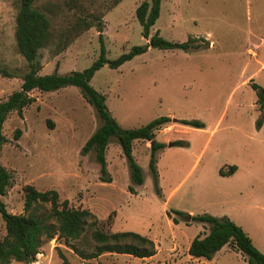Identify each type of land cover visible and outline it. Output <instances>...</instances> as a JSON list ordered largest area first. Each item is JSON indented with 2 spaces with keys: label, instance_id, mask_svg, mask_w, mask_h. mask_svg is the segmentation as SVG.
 I'll return each mask as SVG.
<instances>
[{
  "label": "rangeland",
  "instance_id": "1",
  "mask_svg": "<svg viewBox=\"0 0 264 264\" xmlns=\"http://www.w3.org/2000/svg\"><path fill=\"white\" fill-rule=\"evenodd\" d=\"M18 1L0 0V68L18 74H0V101L21 89V76L29 69L15 40ZM117 1L36 0L52 24V40L39 51L40 74L89 67L101 54L100 34L110 59L146 45L136 16L145 0ZM86 22L94 26L86 29ZM157 30L169 41L196 40L188 49L150 47L119 68L104 65L91 85L106 96L108 109L124 128L171 117L156 133V140L166 143L157 152L162 195L150 168L152 142L146 140H136L133 151L143 168L142 185L133 184L115 137L106 148L111 181H103L96 151L82 149L103 121L72 85L51 92L34 90L36 101L23 115H9L1 160L12 173L2 197L9 212L24 213L27 184L41 191L56 189L60 201L89 209L105 230L157 237L159 255L150 260L109 253L84 260L55 236L29 264H61L63 255L70 264H186L189 239L208 233L210 225L176 215L179 225L173 229L168 214L173 210L227 216L264 253V109L253 88V83L264 87V0H162L152 34ZM184 119L199 120L204 127L183 124ZM17 129L22 130L19 139ZM178 139L185 145L168 146ZM230 165L237 166L236 172L222 175L221 169L227 171ZM50 209L48 203L35 212L46 217ZM109 216L115 221L111 228ZM5 234L0 213V235ZM86 237L91 238L90 231ZM226 247L194 264H249L238 248Z\"/></svg>",
  "mask_w": 264,
  "mask_h": 264
},
{
  "label": "trees",
  "instance_id": "2",
  "mask_svg": "<svg viewBox=\"0 0 264 264\" xmlns=\"http://www.w3.org/2000/svg\"><path fill=\"white\" fill-rule=\"evenodd\" d=\"M35 2L36 0L18 1L15 26L17 52L26 59L29 69L21 76L23 80L21 89L0 101V213L6 223V234L0 235V264H9L12 261L32 263L43 243L55 236L63 238L65 244L70 245L84 260L109 253L128 254L139 258L153 256L157 252L153 239L134 231L105 230L89 209L72 207L68 200L60 201V194L56 189L41 191L31 184H27L23 188L25 192L24 213L9 212L2 199L7 194L12 180L11 171L1 160L3 146L8 142L4 134V124L12 112L17 111L19 116H22L24 109L36 101V98L31 95L32 91L51 92L70 85L76 86L89 104L96 109L103 121L100 128L82 148L84 153H88L92 149L96 151L103 181H111V178L107 176L109 172L106 148H108L111 138L115 137L126 157L133 184L142 185L144 183L143 168L136 161L133 151L136 140H146L152 142L150 168L156 190L162 195V190L157 182L159 181L157 152L165 147L166 143L157 141L156 133L172 121L171 117L161 116L140 127L124 128L108 109L106 96L91 85V80L104 65L119 68L135 56L146 53L150 47L188 49L196 38L191 37L185 42L177 43L162 37L158 30L152 34V29L161 14L162 0H145L137 8L136 16L143 27V36L148 40L146 45H135L128 52L122 53L115 59H110L107 57L103 34H100L101 54L89 67L82 71H72L66 74L59 72L40 74L42 65L39 60V51L48 46L52 40V24L47 13L36 7ZM92 26L94 24L90 22L85 23L86 29ZM98 30L102 31V28L99 26ZM0 74L9 78L18 77L17 73L5 68H0ZM253 88L257 91L259 105L264 109V87L253 83ZM181 122L196 128L204 127V124L199 120L184 119ZM21 133V129L16 130L17 139L20 138ZM236 170V165H230L227 171L222 168L221 174H233ZM130 190H134L133 186H130ZM48 203L51 205L48 216L37 215L35 211ZM168 214L175 223L179 222V216L180 218H191L193 222L210 225L208 233L197 235L192 240L189 245L191 256L212 259L213 255L224 246L232 245L246 256L249 264H264V253L254 244L242 226L229 217H217L209 214L192 215L181 210H173ZM114 222L112 216H109L107 221L109 228L113 227ZM88 231L91 232L90 239L86 237ZM80 244L86 247L83 248ZM63 258L64 261L61 264H70L65 255Z\"/></svg>",
  "mask_w": 264,
  "mask_h": 264
},
{
  "label": "crops",
  "instance_id": "3",
  "mask_svg": "<svg viewBox=\"0 0 264 264\" xmlns=\"http://www.w3.org/2000/svg\"><path fill=\"white\" fill-rule=\"evenodd\" d=\"M171 127V126H170ZM236 172V171H235ZM234 172V173H235ZM193 215V214H192ZM116 220V219H115ZM171 222V226H172V228L174 229L175 227H177V225H179V223H175L174 221H170ZM151 239H153L154 241H155V243H156V247H157V252H156V254H154L153 256H150V257H145V258H141V259H150V260H153V259H155V258H157V256L159 255V241H158V238L157 237H150ZM194 238H191V239H189V241H188V245H187V256H186V259H185V263L186 264H188V263H191V264H194V263H197V262H199V263H202L203 261H204V259H206V258H196V257H193V256H191L190 254H189V245L191 244V242H192V240H193ZM226 246H228V245H226ZM226 246H224L223 248H222V250L223 249H225V250H227L226 248ZM219 251H221V250H219ZM173 254H175V248L173 249ZM137 258H139V257H137ZM206 261V260H205Z\"/></svg>",
  "mask_w": 264,
  "mask_h": 264
},
{
  "label": "water",
  "instance_id": "4",
  "mask_svg": "<svg viewBox=\"0 0 264 264\" xmlns=\"http://www.w3.org/2000/svg\"><path fill=\"white\" fill-rule=\"evenodd\" d=\"M174 120H177V119H174ZM183 145H185V141L180 140V139H178V140H173V141H170V142L168 143V146H169V147L183 146Z\"/></svg>",
  "mask_w": 264,
  "mask_h": 264
}]
</instances>
